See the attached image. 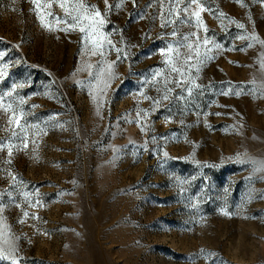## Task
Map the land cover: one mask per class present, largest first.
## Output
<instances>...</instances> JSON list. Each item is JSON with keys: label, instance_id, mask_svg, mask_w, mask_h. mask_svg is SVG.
<instances>
[{"label": "rangeland", "instance_id": "rangeland-1", "mask_svg": "<svg viewBox=\"0 0 264 264\" xmlns=\"http://www.w3.org/2000/svg\"><path fill=\"white\" fill-rule=\"evenodd\" d=\"M49 2L0 0V238L18 264H264V3L197 0L196 26L190 0H80L107 14L102 57ZM192 33L213 58L177 86L168 46Z\"/></svg>", "mask_w": 264, "mask_h": 264}, {"label": "snow or ice", "instance_id": "snow-or-ice-1", "mask_svg": "<svg viewBox=\"0 0 264 264\" xmlns=\"http://www.w3.org/2000/svg\"><path fill=\"white\" fill-rule=\"evenodd\" d=\"M51 2L57 3L58 7L64 10L65 16L62 17H54V21L57 23H63L66 24L67 27L61 29L62 31H69V30H76L77 28L79 29L80 32L84 34L83 40L85 43L87 41L91 40L93 37L96 39L93 41L94 43V49H100L98 54L100 56L105 55V51L103 50V43L99 39V29L103 27V25L106 23V13H101V11L96 7V6H91V5H84L80 0H76V2H70V0H51ZM51 2L47 3L44 5V7L50 8L51 7ZM180 0H176V3L179 4ZM235 2L241 3L242 0H235ZM255 2L259 3H264V0H255ZM32 3L36 7H40L39 0H32ZM104 3L106 7L111 10L112 5L108 4V0H104ZM197 3V0H190L189 6L185 7L183 11L185 13H188L189 16L191 15H197V25L199 24V17L198 14L195 13H190L189 8L191 4ZM116 7H120L119 4L116 5ZM203 10V9H202ZM173 9L170 7L169 9V15H173ZM48 15L52 16L53 13L48 12ZM223 15V14H221ZM168 23H171L169 20ZM240 28H244L243 24L239 25ZM176 35V32H173V36ZM195 33H192L190 35H185L182 37V40L178 42L176 46L169 45L168 46V51L169 52H175L174 56H171L168 58L166 62L170 64V69L169 71L175 72L176 73V79L174 83L177 86H181V81L183 77L187 74V72L193 67V64L190 62L195 60V66L197 68V71H199V67H201L203 64H205L209 59H212L209 55V53L212 51L211 48L205 47L209 43V38L205 36L202 40L200 37H197L196 41H192L191 37L195 36ZM240 39H256L255 37H245L241 35L239 37ZM261 43L262 46H264V41H258ZM110 47L115 49L117 52V56L119 58L122 50L115 48V45H112L111 42H108ZM214 47H218L214 45ZM180 48L187 49L186 53H181L179 51ZM203 48V51L200 49ZM93 54H97L95 50H93ZM3 59V54L0 53V60ZM9 65L7 62H3L0 64V80H2L6 74H7V68ZM90 68L91 65H88ZM97 75L96 79L99 80L101 77H105V84L104 87L107 88L110 86V83L113 79H115L114 74L111 71V65H109L107 68L101 63V66L96 70ZM162 73L160 71L154 73V76H160ZM168 77H165L164 79V95L162 97L163 100L168 99L167 93L171 91V89L167 88V84L169 83ZM15 87H22V85H13V88ZM102 94L103 89L101 90ZM8 95H11V92L8 93ZM160 101H154V103H159ZM23 103V101H21ZM10 108L11 105H8ZM139 115V113H138ZM21 128V132L24 133V135L20 136V139L27 140V131H28V124L25 123L23 125H19ZM13 135H16V133H13ZM11 154V153H9ZM264 170V169H262ZM27 215V213H25ZM36 218V217H33ZM23 222V221H22ZM17 248L15 245V240L14 238H0V261L7 260L9 261V264H18V257L16 255Z\"/></svg>", "mask_w": 264, "mask_h": 264}]
</instances>
